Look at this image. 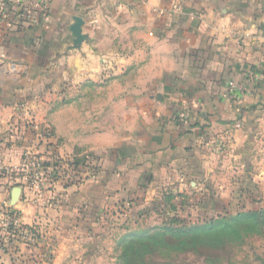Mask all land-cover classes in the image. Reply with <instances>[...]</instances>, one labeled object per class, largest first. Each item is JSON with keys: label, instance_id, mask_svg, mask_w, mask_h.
<instances>
[{"label": "crops", "instance_id": "1", "mask_svg": "<svg viewBox=\"0 0 264 264\" xmlns=\"http://www.w3.org/2000/svg\"><path fill=\"white\" fill-rule=\"evenodd\" d=\"M251 73L259 77L253 91L228 99L230 83ZM29 117L53 130L49 152ZM30 151L50 162L101 160L98 175L80 186L57 183L42 196L22 188L13 204L19 186L0 176V225L12 209L22 225L46 226L56 250L50 264H75L79 246H88L87 264L101 240L160 220L171 196L177 208L183 198L190 206L207 199L212 209L239 189L257 205L264 0H52L46 22L15 19L0 31V161L14 167Z\"/></svg>", "mask_w": 264, "mask_h": 264}, {"label": "rangeland", "instance_id": "2", "mask_svg": "<svg viewBox=\"0 0 264 264\" xmlns=\"http://www.w3.org/2000/svg\"><path fill=\"white\" fill-rule=\"evenodd\" d=\"M237 191L230 203L221 202L217 208L212 209L206 207L197 210L186 205L187 200L184 202L183 198L179 199L176 201L178 208L174 214L163 212L160 220L153 216L140 225L147 233L136 235L138 237L133 235L128 239L125 237L122 240L112 238L101 240L98 244V253L93 254L92 250H89V254L93 255L86 257L90 260L87 264H264V221L262 224H255L251 218L232 220V215L235 216L238 212L264 208V191L251 193V197L259 201L258 205H251L248 200L246 201V197L248 199L249 196L240 195L239 189ZM175 217H178V220L172 221ZM218 217L224 219L223 223L211 229L196 230V227L203 225V222L197 220L210 221ZM156 219L159 221H154ZM121 223L122 221L114 223L113 231H116V226ZM46 228L45 226L43 231L38 230L41 235L38 242H44L45 245L41 247L53 251L55 255V244L47 239ZM140 228L138 232L142 231ZM134 229L135 227L129 226L121 234L131 233L130 230L135 231ZM32 236L36 238L34 234ZM3 241L7 243L8 238H4ZM38 246L40 247L39 244ZM0 248L3 251L2 246ZM31 249L35 250L33 247ZM78 249H83L82 256L76 258L74 262L84 264L82 257L88 246H79ZM43 259L47 260V255H43ZM50 263L52 262H44ZM17 264H21V260Z\"/></svg>", "mask_w": 264, "mask_h": 264}, {"label": "trees", "instance_id": "3", "mask_svg": "<svg viewBox=\"0 0 264 264\" xmlns=\"http://www.w3.org/2000/svg\"><path fill=\"white\" fill-rule=\"evenodd\" d=\"M33 133H35L33 131ZM53 143H48L45 145L46 152H49L50 147H52ZM42 156V155H41ZM53 160L52 162L46 161L45 167L47 171V178L49 180L50 187H48V190H53L55 185L59 183L64 189H67L73 185L80 186L81 184L85 183L89 179L95 177L98 175L99 171V165L101 160L93 155H88L83 157L81 160H68L60 158L56 155H52ZM1 176V175H0ZM172 199H174L173 196L168 197L166 199V203L169 204L168 207L164 208L166 209L163 212H170L171 214H174L177 211V207L172 204ZM209 200V199H208ZM255 204H259V201H254ZM253 203V204H254ZM207 199L197 201L194 204H191V206L194 209H201L206 208ZM167 208H169V211H167ZM12 214L15 212L12 211V209H9ZM121 210V209H120ZM170 216V214H169ZM177 216V215H176ZM178 217H175L174 220L176 221ZM200 218V217H199ZM243 218H251L255 222V224H262L264 221V208L257 209V210H246L243 213L238 212L235 216L232 215L233 221H241ZM223 218H216L211 219L210 221H200L203 222V225L196 227V230H203V229H211V227L215 225H219L223 223ZM208 222V223H207ZM228 223V222H224ZM257 226V225H256ZM22 230L24 232H30L36 236L35 242H28L23 238V235L20 234ZM147 230H142L141 232H135L133 231L130 234H127L128 237H132L133 235H142L145 234ZM38 229L36 227H29L22 225L21 229H16L15 227L11 226L8 228H3L0 225V246L3 248V254L1 258L4 261V264H17L21 260V264H44L45 261L52 262L55 258V255L53 251L47 250V249H40L38 246V241L41 238V235L39 234ZM147 233V232H146ZM134 236V237H135ZM138 237V236H136ZM143 237V236H141ZM4 238H8L7 243H4ZM34 248L35 250L33 253L29 254L26 249ZM53 249V248H51ZM43 255H47V260L43 259Z\"/></svg>", "mask_w": 264, "mask_h": 264}, {"label": "built area", "instance_id": "4", "mask_svg": "<svg viewBox=\"0 0 264 264\" xmlns=\"http://www.w3.org/2000/svg\"><path fill=\"white\" fill-rule=\"evenodd\" d=\"M52 0H15L13 4H10L4 0H0V31H5L11 27L15 19L24 20L27 22H46L48 19V12L50 9ZM39 12V19L35 16ZM16 65L12 66V70H16ZM259 77L253 73L249 74L245 83L232 82L228 87L226 97L228 99H235L239 94L251 93L258 82ZM20 109H26V104L21 103L18 106ZM180 119L186 124L189 121L184 114L180 115ZM26 123L34 131L40 133L41 143H53L54 132L50 128L43 129L33 118L26 119ZM71 160V159H68ZM45 162L42 157L35 152L30 151L23 155L22 160L17 166L9 167L0 161V175L13 176L14 182L23 189H30L35 195L42 196L51 190L49 180L47 178V171ZM3 228L15 227L21 229L22 223L16 213L12 214L10 210L6 212L4 218L1 221ZM20 234L26 241L34 242L32 233L24 232L22 230Z\"/></svg>", "mask_w": 264, "mask_h": 264}, {"label": "water", "instance_id": "5", "mask_svg": "<svg viewBox=\"0 0 264 264\" xmlns=\"http://www.w3.org/2000/svg\"><path fill=\"white\" fill-rule=\"evenodd\" d=\"M84 22L81 18H77L76 19V24L72 27V32L74 34V36L76 37V44H80L83 40V36H82V26H83ZM22 191L21 187H16L13 191L12 194V204L16 202V200H18V197L20 195Z\"/></svg>", "mask_w": 264, "mask_h": 264}]
</instances>
